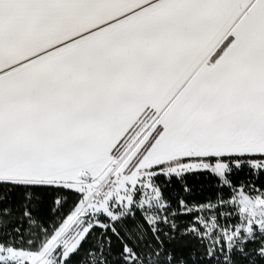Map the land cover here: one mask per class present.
<instances>
[{"label":"snow or ice","instance_id":"1","mask_svg":"<svg viewBox=\"0 0 264 264\" xmlns=\"http://www.w3.org/2000/svg\"><path fill=\"white\" fill-rule=\"evenodd\" d=\"M0 264H264V0H0Z\"/></svg>","mask_w":264,"mask_h":264}]
</instances>
